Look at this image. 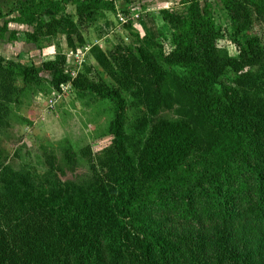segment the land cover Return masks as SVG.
<instances>
[{
    "label": "trees",
    "instance_id": "16d2710c",
    "mask_svg": "<svg viewBox=\"0 0 264 264\" xmlns=\"http://www.w3.org/2000/svg\"><path fill=\"white\" fill-rule=\"evenodd\" d=\"M114 1L16 0L0 20L15 13L38 51L55 33L76 48L82 25L114 13ZM218 2L229 32L209 1L183 0L180 13L158 12L166 52L158 31L111 52L91 46L103 82L70 78L61 54L36 65L0 58V110L40 81L110 108L97 153H45L42 174L0 162V264H264V0ZM224 35L234 56L217 45ZM127 85L148 115L134 136L124 132ZM77 165L84 172L64 179Z\"/></svg>",
    "mask_w": 264,
    "mask_h": 264
},
{
    "label": "rangeland",
    "instance_id": "374dc122",
    "mask_svg": "<svg viewBox=\"0 0 264 264\" xmlns=\"http://www.w3.org/2000/svg\"><path fill=\"white\" fill-rule=\"evenodd\" d=\"M16 0H0L3 13L13 8ZM183 0H115L114 13L103 11V17L97 15L93 24L82 25L81 31L84 44L69 48L65 45L63 35L55 33L52 37L41 40V50L38 51L24 38V32L29 27L18 25L11 19L16 17L10 13L0 20L6 24L5 32L0 35V58L13 63L36 65L40 60L52 59L61 54L62 72L70 78L77 74H85L88 80L102 81L100 70L89 55V48L98 46L106 52L114 50V45L120 43L129 47L134 43L132 33L153 40L156 31L160 34V44L164 52L168 50L167 32L163 27L158 12L161 9L180 13L184 10ZM201 2L202 0H198ZM211 5L212 14L224 30L229 32L226 20L218 0H207ZM66 12L73 13L71 6ZM130 24L131 30L123 26ZM86 25V26H85ZM142 40L144 45L148 39ZM227 55L234 56L235 51L227 35L217 42ZM43 78L49 74L42 72ZM13 74L6 77V87L11 83ZM104 81H107L104 79ZM16 84V82H15ZM124 94L127 102L125 110L124 132L134 136L136 123L147 124L148 115L144 112L139 96L130 86ZM5 98L2 99V102ZM172 115L162 112L160 115ZM169 116V117H170ZM110 120V108L107 102L96 101L92 97L80 96L71 89L68 83L58 86V91L51 89L46 81L31 85L19 94L18 102L4 106L0 110V162L9 165L13 170L30 167L34 172L45 170L42 165L43 154L51 153L59 159L65 149L77 152L87 147L91 153H97L107 146L110 136L107 134ZM146 127L144 128V130ZM74 173H67L64 179H72L74 175L84 172L82 167ZM39 175V174H38Z\"/></svg>",
    "mask_w": 264,
    "mask_h": 264
},
{
    "label": "crops",
    "instance_id": "0c3cea01",
    "mask_svg": "<svg viewBox=\"0 0 264 264\" xmlns=\"http://www.w3.org/2000/svg\"><path fill=\"white\" fill-rule=\"evenodd\" d=\"M128 2H131V1H133V0H127ZM132 3V2H131Z\"/></svg>",
    "mask_w": 264,
    "mask_h": 264
}]
</instances>
